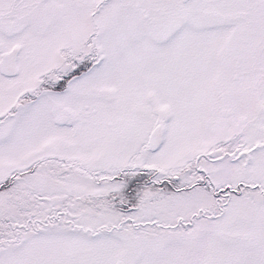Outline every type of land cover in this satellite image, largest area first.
<instances>
[{"label":"snow or ice","instance_id":"1","mask_svg":"<svg viewBox=\"0 0 264 264\" xmlns=\"http://www.w3.org/2000/svg\"><path fill=\"white\" fill-rule=\"evenodd\" d=\"M0 264H264V0H0Z\"/></svg>","mask_w":264,"mask_h":264}]
</instances>
